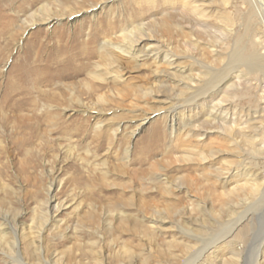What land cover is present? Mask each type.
Listing matches in <instances>:
<instances>
[{
	"label": "rangeland",
	"instance_id": "374dc122",
	"mask_svg": "<svg viewBox=\"0 0 264 264\" xmlns=\"http://www.w3.org/2000/svg\"><path fill=\"white\" fill-rule=\"evenodd\" d=\"M261 31L250 0H0V264H264Z\"/></svg>",
	"mask_w": 264,
	"mask_h": 264
},
{
	"label": "bare ground",
	"instance_id": "6f19581e",
	"mask_svg": "<svg viewBox=\"0 0 264 264\" xmlns=\"http://www.w3.org/2000/svg\"><path fill=\"white\" fill-rule=\"evenodd\" d=\"M251 3H252V6L256 9L257 11V14L258 16H260V21H261V25H262V31L261 33L264 34V0H263V4L262 5V8L258 7V3L256 2V0H250ZM259 2V1H258ZM42 9V8H41ZM47 15V14H46ZM50 19L49 15L45 16L43 18V20L45 21H48ZM140 31H143L142 28L139 29ZM76 36H73L72 38L69 39V41L73 42L74 41V38ZM65 40L63 36H58L57 37V42H60V41H63ZM67 42V40L65 41ZM135 43V41H132V43ZM137 43V42H136ZM111 46V43L109 42H106L105 44H103L101 46L102 49H106V48H110ZM119 48V47H118ZM131 49L132 46H128V49ZM114 49V48H113ZM123 49V48H122ZM127 49V48H126ZM122 51V50H121ZM130 51V50H129ZM129 51H126V52H129ZM261 57L264 58V56H251V64L249 66V70L250 71H259V68L257 67V64H260V63H263V62H260L259 61L261 60ZM248 58V57H246ZM37 59V56H36V52L34 53H29L28 54V57L25 56L24 57V60L26 62H32V61H35ZM249 64V63H248ZM262 67V66H261ZM46 68L48 69L49 66L48 65H45L44 66V69L46 70ZM56 68V67H55ZM39 70H30V69H27V68H22L21 71H18V74L16 75L17 76V81L19 82V84L17 85H14L13 83L11 84V82L7 81L6 83V89H5V93H4V99H5V103L7 100L11 99L13 96H17L18 98L15 99V103H29V96L32 94V89L33 88H36V85H37V82H39L38 80H35L32 78L33 75H36L38 73ZM228 79L227 76L225 77H222L221 78V84L226 81ZM45 82V81H43ZM217 90V87L213 88V89H210V90H207V91H204L202 94V98L203 99H206V98H210L212 97L215 92ZM34 104V103H33ZM34 106V105H32ZM214 107V106H213ZM41 115V114H40ZM44 115V114H43ZM18 117V116H17ZM41 117V116H40ZM24 119L26 120V123L24 124L25 126H29V127H36L37 125H40V123H43L42 121L44 120H40L39 117L36 116H32V117H22V120L24 121ZM215 119V118H214ZM22 121V122H23ZM20 120L19 121H16V125L17 127H20V126H23V123H22ZM38 127V126H37ZM23 129V128H22ZM14 146V144H13ZM21 147V146H20ZM16 148V147H15ZM14 151V150H13ZM12 152V151H11ZM14 153V152H13ZM49 192V190H48ZM52 199V198H51ZM49 203V202H48ZM60 203V202H59ZM59 205V204H58ZM48 212V209L46 210ZM44 216V215H43ZM46 217V216H45ZM48 217H46L47 219Z\"/></svg>",
	"mask_w": 264,
	"mask_h": 264
}]
</instances>
